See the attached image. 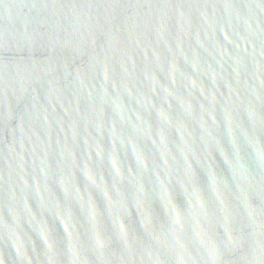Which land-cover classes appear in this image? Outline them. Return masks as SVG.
<instances>
[{
	"label": "water",
	"instance_id": "1",
	"mask_svg": "<svg viewBox=\"0 0 264 264\" xmlns=\"http://www.w3.org/2000/svg\"><path fill=\"white\" fill-rule=\"evenodd\" d=\"M0 264H264V0H0Z\"/></svg>",
	"mask_w": 264,
	"mask_h": 264
}]
</instances>
